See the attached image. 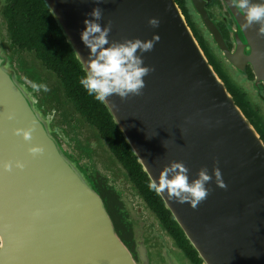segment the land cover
Wrapping results in <instances>:
<instances>
[{
  "label": "water",
  "instance_id": "obj_1",
  "mask_svg": "<svg viewBox=\"0 0 264 264\" xmlns=\"http://www.w3.org/2000/svg\"><path fill=\"white\" fill-rule=\"evenodd\" d=\"M85 73L86 14L103 10L110 41L159 39L139 95L102 103L149 182L172 161L215 177L195 208L157 194L201 264H264V142L209 64L175 0H42ZM191 3L193 0H190ZM260 3L262 0H253ZM234 23L228 61L264 86V36L222 0ZM0 0V261L5 264H194L178 246L99 130L77 111L34 50L13 46ZM157 18L156 28L148 24ZM218 35V34H217ZM216 41L223 45L220 36ZM29 81L46 83L35 92ZM14 120H7L9 113ZM34 126L31 140L13 134ZM39 146L32 157L27 148Z\"/></svg>",
  "mask_w": 264,
  "mask_h": 264
},
{
  "label": "clouds",
  "instance_id": "obj_2",
  "mask_svg": "<svg viewBox=\"0 0 264 264\" xmlns=\"http://www.w3.org/2000/svg\"><path fill=\"white\" fill-rule=\"evenodd\" d=\"M98 5L101 0H95ZM232 6L243 12L244 28L258 24V33L264 36V0L254 3L253 0H231ZM103 10L94 7L86 14L83 21L84 28L80 32V41L88 49V59L84 61L85 74L80 77L79 84L87 95L101 103L106 98L115 94L121 99L131 95H139L145 86L144 77L152 70L144 66L143 54L151 51L154 43L158 41V35H153L151 40L139 38L124 40L123 42L110 41L111 22L101 24ZM148 24L156 28L159 26L157 18H150ZM35 92H48L46 83L28 82ZM6 119H15L14 113H9ZM34 126L15 128L13 134L19 136L25 142L31 140ZM43 148L31 146L27 153L36 157L42 154ZM25 162L20 159L0 161V169L3 172H11L13 168L23 170ZM188 168L181 161H172L165 165L158 177L151 179L148 187L159 194H167L170 199L174 198L178 203H189L195 208L203 201L209 192L205 187L215 177V183L220 188H225L219 168H213L212 175L208 174L207 168H201L196 178L189 182Z\"/></svg>",
  "mask_w": 264,
  "mask_h": 264
},
{
  "label": "trees",
  "instance_id": "obj_3",
  "mask_svg": "<svg viewBox=\"0 0 264 264\" xmlns=\"http://www.w3.org/2000/svg\"><path fill=\"white\" fill-rule=\"evenodd\" d=\"M175 2L178 3V0ZM6 3L3 14L8 22L13 46L29 52L34 50L43 65L58 76L77 111L87 118L89 124L99 130L112 153L127 170L131 181L139 189L142 197L156 213L168 232L174 237L178 246L194 264H201L196 253L189 246L171 215L165 209L159 196L148 187L150 182L147 176L137 163L103 104L87 95L79 84L80 77L85 73L43 1L6 0ZM229 89L231 93L236 94L231 86ZM260 136L264 142V133Z\"/></svg>",
  "mask_w": 264,
  "mask_h": 264
},
{
  "label": "flooded vegetation",
  "instance_id": "obj_4",
  "mask_svg": "<svg viewBox=\"0 0 264 264\" xmlns=\"http://www.w3.org/2000/svg\"><path fill=\"white\" fill-rule=\"evenodd\" d=\"M176 4L209 64L224 83L235 104L259 136L263 135L264 86L253 78L249 66H241L240 63L230 62L226 58V50L231 52L234 47L231 39L234 23L222 0H193L192 3L190 0H178ZM217 34L223 45L217 43ZM230 86L235 90V95L231 93ZM0 264L5 262L0 261Z\"/></svg>",
  "mask_w": 264,
  "mask_h": 264
}]
</instances>
